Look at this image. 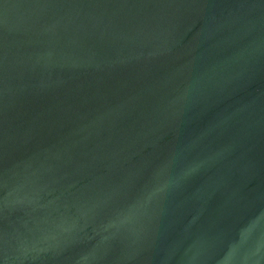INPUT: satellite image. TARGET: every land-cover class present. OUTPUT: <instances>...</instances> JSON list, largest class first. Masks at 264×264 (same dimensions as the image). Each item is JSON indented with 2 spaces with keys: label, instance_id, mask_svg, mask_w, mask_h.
Here are the masks:
<instances>
[{
  "label": "water",
  "instance_id": "water-1",
  "mask_svg": "<svg viewBox=\"0 0 264 264\" xmlns=\"http://www.w3.org/2000/svg\"><path fill=\"white\" fill-rule=\"evenodd\" d=\"M0 264H264V0H0Z\"/></svg>",
  "mask_w": 264,
  "mask_h": 264
}]
</instances>
